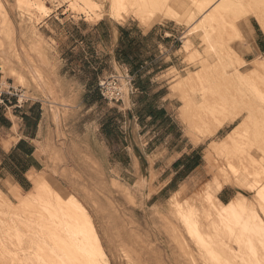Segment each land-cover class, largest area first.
<instances>
[{
  "label": "rangeland",
  "instance_id": "rangeland-1",
  "mask_svg": "<svg viewBox=\"0 0 264 264\" xmlns=\"http://www.w3.org/2000/svg\"><path fill=\"white\" fill-rule=\"evenodd\" d=\"M37 1L38 3L42 2L39 4L40 6L44 3V5L48 7V9L41 8L38 5ZM84 1L85 0H0V7L6 10V13L8 14L10 20V25L7 30H9L10 26L12 25V29L14 32L13 35L11 34V31H9L7 34V30L6 28H4L5 33L10 38L8 39V37H6L7 35L2 32V24L4 26L5 23H1L3 22L1 18L0 87H2L3 89L11 88L15 92H17L19 94L17 98L20 99V102H24L29 99L42 98L49 114L48 128L53 129L50 128L51 126L49 123L52 120V124L55 127L54 130H56L55 137H53L50 142V145L52 146V152L47 159L48 163L44 171L42 173H38L40 177H42L43 181H45L43 184L45 185L46 183L47 185L48 183V185H50L51 187V190L49 189L50 187H47L48 185L45 187L47 191L42 199H36L37 201L29 200V202H27L25 205H21L18 198L14 195L15 190H17L22 197L27 196L30 190L23 192L18 186H14L12 188V191L8 192L0 185V232H3H1V235L3 234V237L0 236V240L5 238L4 241H7L6 244H8V242L10 243L11 241V244H9L11 247H14V244H18L20 241H22L19 243V245H16V250H14L13 247H10L12 251L10 250L8 245H5L4 248V241H0V243L2 242V246L0 245V249L1 251H3V254H1L2 252L0 251L1 259H5L4 261L0 259L1 262H5L7 259L6 264H11V262L13 261H16L17 264H23V262L24 264H29L28 262H30V264H44V261H51V264H71L70 260H67L68 263L67 261H65V259L68 258L67 255L66 258L64 254H61L60 256L57 255V257L52 254L53 252L58 253L60 251V246L56 245L57 242L55 239H53L54 235L51 234L52 226L54 227V223H57L56 220L59 219L58 216L59 213H61L59 211H62L61 202L56 197V195L59 194L64 199L68 196H72L75 200L82 204V206L90 215L91 222L95 227L96 233L98 235L100 248L105 253L104 257L106 256V258H104L103 255H100L103 264H221L222 261H224L225 264H251L252 262V264H257V262H254V260H256L257 258L253 260L252 257L254 256L250 257L251 254L254 255V253H251L252 251L248 248L250 245V248L253 251L257 250L254 248H258L257 244H259L262 247V252L264 251V243L260 244L261 242H263V240L259 237L261 241H257V237L260 236V234L256 233V237V234L249 228H244V226L241 225V227H243V231L240 227H236L238 226L237 224L235 226V224L233 223L232 228L235 229L236 233L239 232L238 229L243 231L241 232L243 233L242 236H239L235 234V232L232 233V231L234 230L231 229V227L229 229V227L224 226L225 228H223V232L221 233V231H219L218 234L221 233V235H225L226 231H231L233 235L229 234L230 232L226 233L229 234L230 239L227 238L226 235L223 236L226 238H223L221 235L220 236L224 239H222L223 241L228 239V242L232 243L231 247L228 246V248H230L232 252L236 251V253H238L239 255L236 256L237 258H235V260L237 262L235 263L231 262L229 258H222L221 256H219V258V253H217V255L216 253L213 254L215 252L214 250L218 251L216 246L211 245V248L208 243L204 246L200 243L203 246L201 247L196 236L192 235L189 232V229H186L187 226L184 225V221L182 219V222L180 221V218H178L174 209L175 205H173V197L175 193H173L172 195L161 193L159 194V196H162L161 198L157 197L151 199L149 198V196L153 191H155L154 188H151V192H149L147 190V184L144 183L139 185L129 182L130 178L125 175V172L120 176V170L115 168L114 166H111L114 161L111 159V156H109L108 151L106 152L104 149L102 151L98 144L99 135L98 133H96L98 127V119L100 115L105 112L106 106L104 104H98L97 102L94 104L91 103L90 105L84 103L77 104L68 102L67 99L62 97L63 89L59 87L60 84L54 83V81L57 80L58 72L63 67H65L66 61L70 58L68 56V53L69 49H71V43L67 36L68 32L72 29L71 19L77 21L86 19V21H88L92 25L99 22L100 20L105 19L116 23H133L139 25L145 30H148L152 27L162 28L164 30L163 33L168 37L166 45L170 46L169 44H172V48L174 50L176 49L175 53L179 55L178 57L180 58L182 66L184 67L183 71L176 72L177 76L179 78H185L189 76V72H195L197 74V82L190 83L191 85L187 87L186 91L184 90V92L195 95L193 106L198 109L197 116L200 115L204 117L207 125H215L216 122L219 121L217 119L218 114L214 109V107H216L218 103L213 102V99H215L216 97H213V95H211L212 93H209L208 90H210L211 87H214L217 84L216 82H219V75H221L222 70L225 69V71H227V74H232L235 72V69L233 68H235V66L237 65L239 66V64L231 66L233 64L231 59L234 55L232 56V51H230L231 53H229L228 51L227 54V49L231 50V47L237 48V52H239L240 59L242 60V65L238 68L244 73L253 71L254 64H256L257 59L264 62V29L260 21L256 17H254L249 12V15L248 13H246L248 11L247 9L251 8L252 3L250 5H248L249 3H246L247 5L245 7L247 11L244 9L245 7H243L244 10L242 9L244 12H242L240 8L239 10H237L239 12H231L232 15L229 18L226 17V19H224L229 23V25H231V28H228V30H226V28L221 26V22L216 21L215 18V21L218 22V24L220 23L219 27L216 26L218 24L215 23L213 18L214 16L211 14L212 12L217 14L221 11L223 12L226 10V7L224 5L218 4L221 0L212 2L207 6V8L198 13L200 15L197 14V16H194L188 22H181L172 18H166L161 22L159 21L154 23L153 25H151V27L143 25L134 16L119 20L112 17L108 11V4H105L101 0H94L95 4L93 5H89ZM219 6H221L222 8H219ZM3 9H0V13H2V15L4 14L2 12ZM104 10L105 12H103ZM100 11L102 13H100ZM240 11L242 12V14L240 13ZM97 14L99 15L97 16ZM2 15L0 14V16ZM211 19L214 21L213 24L212 22H210L212 21ZM239 20H245V22H238ZM185 22L187 23L185 24ZM239 23L240 26L249 25L251 29L247 33H236V26H238ZM200 24L201 26H199ZM234 24L236 25L234 26ZM210 26L214 28H211ZM232 26H234V29L236 31L232 29ZM222 27L223 30H221ZM205 29L211 30L210 35L213 38L214 34L217 33V29L219 34L220 30L222 31L221 33L223 34V36L225 35L223 32L226 33V31H230L228 32L229 37L225 35V38L227 39L228 37V40H224L220 36L221 34L219 35L221 37L220 43L222 44H217L216 51L214 50L218 56H216L214 51H212L214 53L209 51L206 46L207 44L204 42L205 40L202 36V32ZM212 31L214 32L212 33ZM230 34H232V36ZM226 41H228L229 45L225 43ZM8 43H12L13 45H9ZM190 44L193 45L190 47ZM259 44L261 46V49L258 48ZM227 45L229 46V48H227ZM11 46L13 47L11 48ZM218 48H221V50H218ZM38 50L40 53H38ZM218 51H221L222 55H220L221 53L219 52V54ZM16 52L19 53V55L18 53L16 54L19 58L14 55ZM225 54L228 58L227 61ZM219 55L225 62H228L229 60L231 61L229 67V62L228 64L224 62L225 64H227V66H224V69H221V67L216 65V59H218L217 57H219ZM211 56H213V58ZM207 57H209V61L212 64L202 66L201 61ZM83 58L84 57L82 56H76L72 58V61L77 67H83V65L87 66L88 74L95 73L99 75V81L102 78L112 74L120 76L121 79H123L124 87H127V90H125V96H127L128 92L130 91V83H128L130 78L128 76V73L119 68L114 69V67H112L110 64V57L105 58V60H107V62H105L106 64H104L107 68L106 71H103L99 68L98 59L94 56H91L90 63L86 65L83 61ZM211 58L214 61L211 60ZM31 60L32 62L34 61V65H32ZM12 69H14V71ZM13 72L15 73V75H13ZM17 72L19 74H17ZM206 75L212 77L210 78L209 82H206ZM234 75H236V73H234L233 76ZM18 76L22 77V79L18 78ZM234 78L235 80L238 79L236 78V76H234L232 78V81L234 80ZM233 82L231 85L230 83H228V81L226 83H223V85L225 86L223 87L224 92L230 94V88L233 87L232 85H237L238 83L240 85V83H242L239 80ZM97 85L98 83H94V86L92 88H82V94H88L90 96L89 98L91 102H93L96 97L101 95L98 87H96ZM238 90L236 86L234 87V90L232 88V91L235 93ZM203 92L209 97V99L207 98L202 101L203 98L201 97V95ZM180 99L182 102V106L183 98L180 96ZM219 103L227 106L228 111H224V116H226L229 111H236L238 113V110L235 108L230 98L225 97L223 101ZM246 115L247 113H241L233 120H227L214 134L207 136L205 135L207 132H204V134L203 132H199L196 129H192L190 134V132H188V125L186 124V121L182 116L188 136L191 137L194 142H202L204 150V159L202 166L195 172H193L189 177H187V179L181 184L182 188L181 186L179 188V190L182 191L184 186H188L187 188H185L186 191L183 193V196L181 195V197H178V200L181 199L179 200L180 203L183 204L186 202V204H184L186 205V208L190 207L187 204L188 200L185 201V199L192 198L188 202L193 203L195 201L193 203L194 211L198 210V212H200L203 210V206L205 205V203H207V198H205L204 200L203 197L207 196L206 193L210 189L211 191H215L217 184V179H215L216 176H214L215 173L213 171H209L210 173L208 172L209 169L205 160V153L207 152L208 148L211 147L214 143L219 144L220 142H222V140L226 139L229 134L240 124V122ZM198 121H200L199 117ZM193 132L198 133V135L195 133L193 135ZM84 135H86V138H88L90 142V159L83 158L84 154L89 153V151L83 152L82 150ZM252 137H254L256 141H258V139L262 140L264 135L259 132L257 126L254 127L253 125H249L244 131L240 132L237 135V138L232 140V147L236 148L243 146V142H246V139ZM255 140H253V142ZM74 146L75 149L79 148V150L76 151L73 148ZM246 149L247 147H245L244 153H247ZM253 149L254 148L250 150L253 151ZM216 156L217 155H215L216 162L219 160L217 163H219L221 166H226V161H222V158L220 156ZM232 164H234V169H228L230 171V174L244 176L248 184H257V188L259 187V189L264 190V188L262 187V185H264V163L260 164L257 162V160H252V162L244 166L240 163V161L236 160L232 162ZM219 177V179L222 180V176ZM244 186L227 183L222 189H220V191H217V193L215 192L214 195H216L217 199L221 200L219 198V193L221 192V190L226 189L227 195L230 196L229 201H231L239 192H241L244 194L248 202L253 203L252 205H250L251 207L253 205L254 207L256 206L255 209H257L258 211L255 212L264 220V210L263 207H261V203H264V199L255 197L257 189H249V185H247L248 188L247 186ZM48 189L50 192L48 191ZM179 190L177 192L180 193L181 191ZM52 192L53 194H50ZM46 196L47 203H49V201L51 203L50 206L53 202L55 203V205L51 206V208H54L52 210L54 211L56 208L57 211L59 210L58 213L55 211L57 213V215L55 216V212L53 213L49 209L53 216L57 217L56 219L50 213V217H48V214L46 215V213L49 211L48 208L50 207L49 204L47 205V207L44 205L46 203ZM217 199L216 202H218ZM56 204H60V207H58V205L56 207ZM43 206L44 208L46 207V210L43 208ZM250 209L251 208H249V210ZM43 211H46V213L44 214ZM44 216L51 221H47L46 218H43ZM46 221L47 225L46 223H44ZM38 222H40L39 225ZM51 222L54 225L51 224ZM48 223L52 225H49L50 228L48 226ZM40 224H43V226L45 227L47 226L46 228H49L50 232L48 230H44L45 227ZM226 228L228 229L225 230ZM5 229H7L8 231H5ZM13 229H15L16 231H14ZM38 231L45 236V239L46 236H51L49 237L51 238L49 239L50 241H48L51 242L53 240V243L50 244L48 243V241L46 243V240L48 238L45 240L43 238L44 236H41ZM53 231L55 230L53 229ZM16 232L21 235H18L17 233V235L15 236ZM244 232L247 233V236H249L248 234H250V238L246 236L249 239L244 238ZM29 233L31 235L33 234L32 237H30L31 235L29 236ZM188 233L192 236L189 237L190 235H188ZM260 233L263 236H261V238H264V233L262 231ZM6 234H10L13 240L10 239V236ZM230 235L232 236L230 237ZM235 235L238 237H235ZM13 236L15 237L13 238ZM21 236L24 237L23 240ZM220 236L218 235V238ZM27 238L29 239V241ZM31 238L38 241L40 239L44 240V243H42L41 240L39 242H41L40 244L42 245L45 244L46 248L43 249L47 252L45 251L43 254V252L37 250L42 249L40 248L42 245L38 246L39 248L36 247L37 249L34 247L35 250L32 245H29V243L28 245H25L27 244V242L33 244V240H31L32 242L30 241ZM238 238H240L242 241ZM251 239H253V242ZM15 240L16 242L13 243V241ZM249 240L251 242L250 244ZM24 241L25 243L23 244ZM254 242H256L254 246L257 245L255 247H253L252 244ZM225 243L226 247L227 245H230V243L227 244L226 241ZM243 243L248 244L246 245V248L248 247L246 250H249L250 253L249 251L247 253L246 250L244 251L245 244ZM40 244L38 243L37 245ZM33 245L35 246V243ZM199 245L202 250L200 249ZM1 247H3V249ZM54 247H56L57 249ZM208 247L211 250H209ZM4 250L5 252L6 250H8L12 253L14 251L16 253L17 251V254H15L17 255V258L15 260L13 259L12 261L8 256L11 255L10 257L14 256L15 258V255H12V253H9L10 255H8V251L7 254H5ZM263 253L262 255H264ZM2 255H8L6 256L8 258H2ZM27 257L29 258L27 259ZM63 257H65V259ZM41 258L43 260H41ZM55 259H57V261ZM61 259L64 260L62 261ZM261 259L264 260V257L260 258V262L258 260V264H262L261 262L263 260L261 261ZM227 260L230 262L228 263Z\"/></svg>",
  "mask_w": 264,
  "mask_h": 264
},
{
  "label": "crops",
  "instance_id": "crops-1",
  "mask_svg": "<svg viewBox=\"0 0 264 264\" xmlns=\"http://www.w3.org/2000/svg\"><path fill=\"white\" fill-rule=\"evenodd\" d=\"M71 26L67 36L70 58L54 81L63 89L62 97L72 103L106 106L98 119V144L102 151H108L114 161L111 166L120 170V176L125 172L129 182L145 183L149 192L154 188L151 199L161 198V193H176L204 159L202 142H194L187 134L180 95L174 90L182 79L176 72L184 70L176 49L166 45L168 37L162 28L145 30L133 23L105 19L94 25L86 19H71ZM76 56L84 57L85 65L94 56L103 71L107 69L105 58L110 57L114 69L128 73L127 96L113 102L99 95L91 102L82 88L98 83L99 90V75L88 74L87 66H75L72 58ZM0 93V185L8 192L14 186L26 192L34 185L32 175L42 173L48 163L56 130L52 120L53 129L48 128L49 114L42 98L20 102L19 94L11 88L0 87ZM14 118L19 123L17 131L13 130ZM82 150L89 151L83 158L90 159L86 135ZM219 198L230 200L226 189Z\"/></svg>",
  "mask_w": 264,
  "mask_h": 264
},
{
  "label": "bare ground",
  "instance_id": "bare-ground-1",
  "mask_svg": "<svg viewBox=\"0 0 264 264\" xmlns=\"http://www.w3.org/2000/svg\"><path fill=\"white\" fill-rule=\"evenodd\" d=\"M101 1H103L105 4H108V6H109L108 11H109V14L112 17H114V18L119 20V19H125L126 17L134 16L143 25H145L147 27H149V26L151 27V25H153L154 23L159 22V21L161 22V21H163L166 18H172V19H175V20L181 21V22L182 21H187L188 22L194 16H197V14L200 11L204 10L205 8H207V6L210 5L212 2H214V1L217 2L219 0H101ZM18 2H20V1H18ZM28 2H30V1H28ZM84 2H87V4H89V5L95 4L94 0H85ZM37 3H38V1H37ZM40 3H42V2H40ZM40 3H38V5ZM246 3H249L248 5H250L252 3L251 8L247 9L248 11L246 10V7H245L247 5ZM218 4L219 5H224L226 7L225 8L226 10L223 11V12L221 11V12H219L217 14L212 12L211 14L214 16V17L212 16L214 18V21H215V18H216V21H218V22L220 21L221 22V26L226 28V30H228V28H231V25H229V23L226 22V20H224V19H226V17L229 18L232 15V13L235 12V11H236V13L239 12L237 10H239L240 8H241L240 10L242 12H244L243 10L245 9L247 11V12L245 11L246 13L249 12L254 17H256L260 21V23H261V25H262V27L264 29V0H221ZM40 7L43 8V9H48V7L44 5V3ZM220 7L221 6H219V8ZM243 7H245V8L243 9ZM0 9H3V8L0 7ZM241 11H240V13L242 14ZM2 12L4 14L2 15V13H0L2 15V16H0V19L2 18L3 22H1V23H5V24H4V26L2 24V27L1 26L0 27L3 28L2 32L5 33V29L4 28H6V30L9 28L10 20H9L8 14L6 13V10L3 9ZM103 12H105V10ZM100 13H102V12L100 11ZM249 13H248V15H249ZM243 14H245V13H243ZM98 15L99 14H97V16ZM198 15H200V14H198ZM236 17H237V14H236ZM207 18H208V16H207ZM240 18H242V17H240ZM214 21L212 20L210 22H212V24H213ZM216 21H215V23L218 24V22H216ZM236 21H237V19H236ZM240 21H244L245 22V20H239L238 22H240ZM187 22H185V24ZM199 23H201V22H199ZM203 24H204V22H203ZM235 25L236 24H234V26ZM199 26H201V24ZM216 26L219 27L220 23L218 25H216ZM234 26H232L233 27L232 29L234 31H236L234 29ZM210 27L214 28L212 26H210ZM223 27L221 28V30H223ZM236 27H237L236 33L237 32H239V33L240 32L241 33L242 32H244V33L246 32L247 33L251 29V27L249 25L240 26V23ZM218 29H217V33H218ZM221 30H220V34L221 35L219 33L218 34L216 33V34H214V38L210 35L211 30L205 29L202 32V36L204 37V40H205L204 42L207 44L206 46H207L209 51H211V52L214 51V50L216 51L217 44H219L221 42L220 38L222 37L225 40L226 39L225 35L228 36V32H230V31H228V32L226 31V33L223 32L225 34L223 36V34L221 33L222 32ZM9 31L12 32L11 33L12 35L14 34L13 29H12V25L10 26V29L6 31L7 34H8ZM213 32L214 31H212V33ZM7 34L5 33V35H7ZM230 35L232 36V34H230ZM6 37H8V35ZM228 37H227L226 40H228ZM9 38L10 37H8V39ZM10 40H12V39H10ZM12 41H14V40H12ZM12 43H10V44H12ZM225 43H227L229 45L228 41H226ZM220 44H222V43H220ZM192 45L193 44H190V47ZM12 47L13 46H11V48ZM225 48H226V46H225ZM227 48H229V46ZM36 49H37V47H36ZM34 50H35V48H34ZM218 50H221V48L220 49L218 48ZM228 51H229V53H231L230 51H232L233 53H231V54H232V56L234 55L233 58L231 59V61L233 63L231 66H233L235 64H239V66H241L242 65V60L240 59L239 52H237V48L236 47H231V50L227 49V51H226L227 54H228ZM214 52H212V53H214ZM219 52L221 53V51H218V53ZM17 53L18 52H16L15 54L13 53V54L16 55ZM38 53H40L39 50H38ZM215 54H216V52H215ZM18 55H19V53H18ZM220 55H222V53ZM220 55H219V57H217L218 59H216L217 60L216 61V63H217L216 65L221 67V69H224V66L225 65L227 66V64L229 62V64H228V67H229L231 61L229 60L228 62H225ZM216 56H218V55L216 54ZM226 56L227 55L225 54V57ZM209 57H207V58H205L204 60L201 61L202 66H207V65L212 64L209 61ZM211 57L213 58V56H211ZM223 57H224V55H223ZM212 58H211V60H213ZM227 60H228V58L226 59V61ZM18 61H19V59H18ZM31 62H32V60H31ZM33 62H32V65L35 64V63L33 64ZM224 62L227 63V64H225ZM2 65H3V62H2ZM239 66L237 65V66H235V68H233V67L232 68L235 69L234 73H236V75H234V76H236V78H238L236 80H239L240 82H242V83H240L241 86L238 83L237 85H232L233 87H231L230 85L232 84V82L236 81L235 78L232 81V78L234 77L233 76L234 73H232V74L228 73L227 74V71H225V69H224V70H222L221 75H219V77H220V80H218L219 82H216L217 84L214 87H211L210 90H208L209 93H212L211 95H213V97H216L215 99H213V102L214 103H218V105L216 107H214L216 113L218 114V118L217 119L219 120L218 122H216L215 125H207L206 124V120H205L204 117H202L200 115L197 116L198 109L193 106V103L195 101L194 100L195 99V95H191L188 92H184V90L186 91L187 87L189 85H191L190 83L197 82L198 78H197V74L195 72H189V76L188 77H185V78L183 77L181 79V81H179V83H175V85H174V90L176 92H178L179 95L183 98V105L181 107V114L184 117V119L186 121V124L188 125V132H190V134H191L192 129H196L199 132H203V133L207 132L206 134L204 133L206 136L214 134L227 120H233L234 118H236L241 113H247V115L242 119L240 124L229 134V136L226 139L222 140V142H220L219 144H215L214 143L211 147L208 148L207 152L205 153V160L207 162V166H208V169H209L208 172L209 171L210 172L213 171L215 173L214 176H216L215 179H217L216 180L217 184H216L215 191L214 190L211 191V189L210 190L207 189V190H209L206 193L207 196L203 197L204 200H205V198H207V203H205V205L203 206V210L200 211V212H198V210L194 211L193 203L195 201L193 203L188 202L192 198L191 199H185V201L188 200L187 204L190 207V208L187 207L188 209L186 208V205H184V204H186L185 201H184L185 203H183V204L179 202V200H181V199L178 200V197L179 196L181 197V195L183 196V193L186 191L185 188L188 187V186L185 187L184 185H183L184 187H183L182 191L179 190V191H181L180 193L176 192L174 194V197H173L174 198V201H173L174 204L172 203L173 205H175L174 209H175V212H176L178 218H180V221H181V219L184 221L183 222L184 225L187 226L186 229L187 230L189 229V232L192 235L196 236V238L199 241V244L201 243L204 246V245H206L208 243L210 246L211 245L216 246L218 251L214 250L215 251L214 252L212 250L214 252L213 254L216 253V255H217V253H219L218 257L221 256L222 258L223 257L224 258H229V260L231 262H234V263L237 262L235 260V258H237L236 256L239 255V254L236 253V251L232 252L231 249L228 248V246L231 247V244H232V243L228 242L229 241L228 239L225 240L227 242V244L230 243V245H227V247H226L225 241H223L224 240L223 238H226V237H223V236L226 235L227 238H229V234H232V233L235 232V229L232 228V226H233L232 224L233 223L235 224V226H236V224L238 225L236 227H240L242 229L243 228V227H241V225H242V226H244V228H246V227L249 228L255 234L256 233L260 234V236H258V237H257V234H256V237L258 239L257 241L260 242L261 241L260 239H262L263 242H261L260 244L264 243V238H261L262 235L260 233L261 231L264 233V220H263V218L261 216H259L256 213L258 211L257 209H255L256 206L255 207H254V205L252 207L250 206L253 203L248 202L243 193L239 192L231 201H229L227 203L217 199L216 195H214L215 192L217 193V191H220V189H222L225 184L229 183V184H233V185L237 184V185H240V186L249 185L250 186L249 189H257L256 195H255L256 198L260 197V198L264 199V190L263 189H259V187L257 188L256 187L257 184H248V182H246V178L244 176H240V175H236V174L232 175V174L229 173L230 172L229 170L234 169V164H232V162H234L236 160L240 161V163L243 164L244 166L246 164L252 162V160H254V161L257 160V162L260 163V164L264 163V137H263L262 140L258 139V141H256L255 138L252 137V138L246 139L245 140L246 142H243V144H244L243 146L247 147L246 150H247L248 154L244 153L245 147H243V146L236 147V148L232 147V145H233L232 144V140L237 138V135L240 132L244 131L247 128V126H249V125H253L254 127L257 126L259 132L262 133V135H264V62L260 61L259 59H257L256 60V64H254L253 71L252 72L249 71L248 73L242 72L238 68ZM12 70L14 71V69H12ZM17 74H19V73L17 72ZM13 75H15L14 72H13ZM20 76H18V78L22 79V77H20ZM205 78H207L206 82H209L210 78H212V77L209 76V75H206ZM227 81H228V83H230L229 86L231 87L230 88L231 89V92H230L231 95L226 93V92H224V89H223V87H225L223 85V83H226ZM254 81H255V83H254ZM218 83H220V84H218ZM233 84H234V82H233ZM235 86H236L237 90L239 89L236 93L232 91V88L234 90ZM124 89L127 90V87H124ZM201 97L203 98L202 101L207 99V98L209 99V97L207 95H205L204 92L202 93ZM225 97L231 99L233 105L238 110V113L236 111H233V112L229 111V113L226 116H224V111H228L227 106H225L224 104H220L219 102L223 101V99ZM219 98H221V99H219ZM66 106H69V105H66ZM11 115H10V117H11ZM198 117L200 118V121H198ZM14 120H15L14 121L15 123H14L13 130L17 131L19 129L18 128L19 127V123H18V120L16 118H14ZM189 129H191V130H189ZM194 133L198 135V133H196V132H193V135H194ZM196 138H198V137H196ZM253 140H255V141L253 142ZM10 142H11V140H10ZM8 146H9V144H8ZM252 148H254L253 151L250 150ZM215 155L220 156L222 158L221 159L222 161H226L227 162V163L225 162L226 166H224V165L221 166L219 163H217L219 160L216 162ZM223 159H225V160H223ZM30 174H29V176H31ZM219 176H222V180L219 179L220 178ZM32 179H33L32 183H34V185H33V188L28 192L27 196L22 197L18 193L17 190H15V192H14V195L18 198V200L20 201L21 205H25L27 202H29V200H36V199H39V198L42 199V197H44V194L47 191L45 189V187L48 185V183H47V185H46V183H45V185L43 184L45 181H43L42 177H40L38 172H37V174L32 175ZM47 187H50V185H48ZM262 187L264 188V185H262ZM181 188H182V186H181ZM247 188H248V186H247ZM49 189L51 190V187ZM49 189H48V191H49ZM53 191H55V190H53ZM50 194H53V192L50 193ZM56 197L61 202L62 211L58 210L61 213H59V216H58L59 219L56 220L57 223H54L52 221L55 224L54 225L51 222V224H53L54 227L51 224H49V223H48V226L49 225L52 226V228H51V230H52L51 232L52 233L51 234L54 235L53 239H55L56 242H57V244L56 243L55 244L60 246V248L59 247L58 248L60 249L61 252L59 251L60 253L59 252L57 253V252H53L51 250L53 252L52 254L54 256H56V257H57V255L60 256L61 254L62 255L64 254L65 256L67 255L69 259L67 258V256H66L67 259H65V257H63V258L65 259V261H67V260L69 261L70 260L71 264H103V261H102V259L100 257L102 255L104 257L105 253L100 248L98 235L96 233L95 227L93 226V224L91 222L90 215L88 214L86 209L82 206V204L80 202L75 200L72 196H68L67 198L64 199V198H62V196L57 194ZM46 198H47V196L45 197V199ZM215 198L217 199L218 202H216ZM52 199H54V198H52ZM51 201H53V200H51ZM45 202H44L45 203L44 205L46 207H47L48 204L50 206V204H51L50 201H49V203H47V199H46ZM60 202H58V203H60ZM202 202H205V201H202ZM53 203H52V205H55V203L54 204ZM57 205L58 204H56V207H57ZM59 205H58V207H60ZM51 206L48 208V210L50 209L53 213L55 211L58 213V211L56 210L57 208L53 211L52 209H54V208H51ZM46 207L44 208V206H43V208L45 210H46ZM261 207H263V210H264V203H261ZM196 208H197V206H196ZM198 208H199V205H198ZM249 208H251V209L249 210ZM50 210L47 213H46V211L45 212L43 211V213L44 214L46 213V215L48 214V217H50L49 215L52 214L50 212ZM56 212H55V216L57 215ZM45 216L43 218L47 217V216L46 217ZM52 216H53V214H52ZM55 216H53V217H55ZM56 218L57 217H55V219ZM46 220L49 221L50 219L48 220V218H46ZM47 221L44 222V223H46V225H47ZM39 223L40 222H38V225H39ZM40 225L43 226V224H40ZM224 226L225 227H229V229L231 227V229H233L234 231H232V233H231V231L228 230V231H226V233L230 232L229 234L225 233V235H221V233L223 232L222 231L223 228H225ZM43 227H45V226H43ZM46 227L44 228V230H48L50 232V229H49L50 226H49L48 229ZM53 229L55 231H53ZM227 229L228 228H226L225 230H227ZM13 230L16 231L15 229H13ZM238 230H239V232H238L239 234L236 233V232H235V234H237L239 236L240 235L242 236L243 233H241V232H243L244 230L243 229H242L243 231L240 230V229H238ZM238 230H236V231H238ZM5 231H8V230L5 229ZM9 231H10V229H9ZM219 231H221L220 234H218ZM1 232H0V236L3 235V234L1 235ZM17 233L18 232H16L15 236L17 235ZM21 233H22V231H21ZM244 233H245V237H244L245 239L247 237L250 238V234H248L249 236H247L246 235L247 233L246 232H244ZM6 235L10 236V234H6ZM18 235H21V234L18 233ZM30 235L31 234L29 233V236ZM32 235L30 237H32ZM40 235L44 236L41 233H40ZM40 235H39V237H40ZM188 235H190V234L188 233ZM192 235H190L189 237H191ZM218 235L219 236L221 235L223 238L220 236L219 238H221V239H219ZM232 235H230V237ZM15 236H13V238ZM22 236H21V238L23 240L24 237H22ZM2 237H1V239H2ZM4 237H6V236H4ZM49 237H51V236H46V239L48 238L47 240L45 239V236L43 237L46 240V243H47V241L49 239H51ZM235 237H238V236L235 235ZM259 237H260V239H259ZM9 238L12 239L11 236ZM36 238H34V239H36ZM249 238H247V239H249ZM4 239L5 238H3L2 240L4 241ZM27 239H25V240H27ZM238 239H240V238H238ZM241 239H242V237H241ZM2 240H0V241H2ZM19 240H21V239H19ZM31 240H33V239L31 238L30 241ZM220 240H222V241H220ZM251 240L253 242V239H251ZM28 241H29V239H28ZM37 241L38 240H33V242L31 241L33 244L35 243V246L33 244H31L30 242H27V244H25V245H28V243H29V245H32L33 248L34 247L35 248L36 247L39 248L38 246H41L42 244H40L41 242H39V241L37 242ZM41 241H42V243H44L43 242L44 240H41ZM49 241H48V243H50V244L53 243V240L51 242H49ZM6 242L7 241H4L5 244H3V247L5 248V245H8L9 248H10L11 246L9 244H11V241H10V243L8 242V244H6ZM14 242H16V240L13 241V243ZM20 242H22V241H20ZM256 242H254L252 244H253V247L258 245V248H254V249H257V250L253 251L250 248V245H249V248L248 247L247 248L252 251L251 253H254V255L251 254V256H250V254H249V256L250 257L254 256V257H252L253 260L257 258L256 259L257 261L254 260V262H257V264H258V260L260 262V258L264 257V255H262V253L264 251L262 252V250H261L262 247L259 244L254 246V244H256ZM17 243H18V241H17ZM19 243L18 244H14L15 245L14 247L12 246L14 248V250H16L15 249L16 245H19ZM24 243H25V241L23 242V244ZM38 243L40 245H37ZM250 243L251 242L249 240V244ZM1 244H2V242L0 243V245ZM55 244H53V245H55ZM243 244H245V243H243ZM43 245H44V247H43ZM43 245L40 247L42 249H37V248L36 249L38 251L43 252V254H44V252L46 250H44L43 248H46V247H45V244H43ZM194 245H195V243H194ZM200 245H199V247H200ZM202 245H201V247H203ZM246 245H248V244L246 243L245 247L242 246V247H244V251L247 249ZM3 247H1V248L3 249ZM56 247H54V248H56ZM201 247H200V249H201ZM11 248H10V250L12 251ZM35 248H34V250H35ZM211 248H212V246H211ZM229 249H230V251H229ZM209 250H211V249L209 248ZM258 250H260V251H258ZM0 251H1V249H0ZM7 251L8 250H6V252H5V250H4L5 254H7ZM29 251H30V249H29ZM248 251L249 250H246V253ZM1 252L0 253L3 254V251H1ZM9 253H12V252L8 251V255H10ZM249 253H250V251H249ZM15 254H17V251H16V253H15V251L12 253V255H15ZM8 255H5V256L2 255V258L3 257H5V258L9 257L12 261H13V259L15 260L17 258L16 257L17 255H15V258H14V256H12L13 257L12 258V257H10L11 255L10 256H8ZM6 256H8V257H6ZM36 256H39V255H36ZM32 257H34V256H32ZM28 258L29 257H27V259ZM42 258H41V260L44 259V258L43 259ZM104 258H106V256ZM0 259H1V255H0ZM64 259H61V260L63 261ZM1 260H3V259H1ZM1 260H0L1 264L2 263L3 264L7 263L6 262L7 259H6L5 262H3L5 259L2 262H1ZM55 260L57 261V259H55ZM262 260L263 259H261V261ZM35 261H37V260H35ZM68 261H67V263H68ZM230 261L227 260L228 263ZM13 262H11V264H17L16 261H13ZM50 262L51 261H44L43 263L44 264H51ZM28 263L30 264V262H28ZM39 263H40V261H39ZM222 263H224V261H222ZM261 263L264 264V260ZM23 264H24V262H23ZM231 264H233V263H231Z\"/></svg>",
  "mask_w": 264,
  "mask_h": 264
},
{
  "label": "built area",
  "instance_id": "built-area-1",
  "mask_svg": "<svg viewBox=\"0 0 264 264\" xmlns=\"http://www.w3.org/2000/svg\"><path fill=\"white\" fill-rule=\"evenodd\" d=\"M130 82V79L128 83ZM99 90L103 98L108 101L120 102L125 97L123 80L120 76L112 74L99 81ZM1 95V93H0Z\"/></svg>",
  "mask_w": 264,
  "mask_h": 264
}]
</instances>
